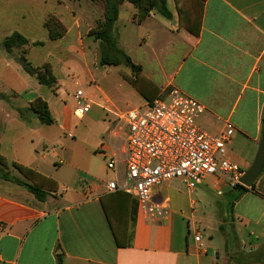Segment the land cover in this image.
<instances>
[{"label":"crops","instance_id":"1","mask_svg":"<svg viewBox=\"0 0 264 264\" xmlns=\"http://www.w3.org/2000/svg\"><path fill=\"white\" fill-rule=\"evenodd\" d=\"M65 1L0 0L1 46L13 32L30 42H43L27 36L39 28L45 30L46 39L57 42L58 52H74L78 47L87 65L92 57L89 48L97 44L89 30L99 16L97 11H80L79 4ZM166 7L169 17L152 9L136 23L132 4L121 3L114 21L118 45L158 87L157 97L174 87L200 102L203 111L199 115L213 131L208 134L226 131L230 125L226 155L244 172L255 158L264 125V0H166ZM49 15L65 27L56 39H49L44 27ZM197 24L198 33L187 29H196ZM86 42L89 45L83 50ZM3 50L0 76L22 79L25 87L11 88L10 93L0 91V96L30 95L21 97L20 104L0 103V156L6 159L11 175L25 180L11 166L17 162L55 179L58 189L39 200L24 187L0 178V264H57L58 252L63 264H264V164L244 192L220 175L210 177L213 189L229 194L231 207L227 214L220 212L207 242L196 226L194 189L180 179L163 181L152 190V199L166 201L169 207L162 221L146 220L137 206L131 219V203L114 202L104 190L105 181L116 176L106 168V159L112 154L123 156L126 130L119 129V117L147 100L123 75L114 90H125L128 95L122 93L119 98L115 91L99 86L84 91L90 105L103 112L104 128L92 135L95 120L87 114L90 108L73 123V103L63 100L57 77L51 100L44 99L39 96L41 84ZM97 60L95 56L90 61L96 64ZM67 65L63 63V67ZM128 70L123 73L130 74ZM131 90L141 101L130 99ZM36 97L46 101L52 124L41 123L26 110ZM20 111H26L28 118ZM64 132L74 145L66 144ZM233 144L236 151L230 148ZM38 147L48 149L46 152L59 159L57 163L67 161L70 167L47 172L43 165L48 157L46 152L37 154ZM177 181L185 185L186 192ZM106 212L117 225L119 240H128L127 245L116 244Z\"/></svg>","mask_w":264,"mask_h":264},{"label":"built area","instance_id":"2","mask_svg":"<svg viewBox=\"0 0 264 264\" xmlns=\"http://www.w3.org/2000/svg\"><path fill=\"white\" fill-rule=\"evenodd\" d=\"M73 97V114L81 117L90 108L89 100L81 88ZM202 111L200 102L174 87L164 96L125 111L117 124L126 130L123 156L107 157L106 168L116 176L105 181V192L129 194L146 220L162 221L169 207L166 201L153 200L152 190L163 181L180 179L194 189L211 174L232 186L238 183L243 171L225 156L232 129L228 125L216 135L201 130L196 118Z\"/></svg>","mask_w":264,"mask_h":264},{"label":"rangeland","instance_id":"3","mask_svg":"<svg viewBox=\"0 0 264 264\" xmlns=\"http://www.w3.org/2000/svg\"><path fill=\"white\" fill-rule=\"evenodd\" d=\"M67 1V0H66ZM65 1V2H66ZM69 1V0H68ZM74 4H79L80 11H97V14L99 18H97L96 23L103 18L104 14V8L105 3L104 0H70ZM69 5V3H67ZM133 6V5H132ZM134 10L137 11V9L133 6ZM76 11V10H75ZM122 11H125L124 9ZM35 22V18L33 20V24ZM46 28V27H45ZM47 30V29H46ZM48 34V32H47ZM27 36L33 39L43 40V45H33L32 42L29 41V51L26 54V57L28 61L33 66H40L44 62H49L52 64L53 67V74L57 77V79L60 82L61 90L64 92L63 94V100H67L68 103H73L74 106V100H73V94L75 91L79 88L83 89L84 91H92L95 89L96 86L101 87L104 90H109L111 92L115 91L114 88H116L117 80L120 81L121 75L123 72H128V67L119 64V65H113V64H105V65H99L98 60L96 61V64H93L92 60L93 58L98 59L99 54V48H98V42L91 43V47L89 48L91 56L87 60V65H84V62L81 59V55L78 53L79 49L78 47L74 49V52L62 50L60 52L55 49V45L57 42L50 41L46 39L45 30L43 29H33L32 31H29L27 33ZM89 44L86 42L84 44L83 50H87V46ZM4 50L3 47L0 44V53L3 54ZM20 48L15 47L13 49L14 55L20 54ZM92 58V59H91ZM62 63V65L60 63ZM63 63L68 64L67 66L63 67ZM35 81V80H34ZM25 87L24 82L22 79L15 78V77H8L4 78L3 76H0V91L5 93H10L11 88H14L15 90H22V88ZM125 88L132 89L130 86L125 84ZM117 96L120 98L121 94H127L125 90H119V92L115 91ZM130 99L136 102L137 99H140L139 96L131 90ZM20 96H7L3 97L0 96V103L5 104H20L21 103V97L24 98L25 95H30L29 93L22 92L19 93ZM52 91L49 87L45 85H40L39 89V96L42 98H49L51 100L52 98ZM128 95V94H127ZM141 101V99H140ZM138 103H136L137 105ZM140 106V105H139ZM87 113V112H86ZM24 115L28 118V114L26 112H23ZM88 115H93V121L94 124L91 126V134L96 135L98 134L103 128L104 124L102 123V114L103 112L99 110L94 104L90 105V110L87 113ZM105 121L108 119L104 116ZM78 119L74 115L72 117V122L76 123ZM196 124L198 127L208 133H213L211 127L209 124L204 120V118L201 115H198L196 118ZM53 127V126H51ZM66 137V144H73L74 142L71 136L68 135V132H64ZM52 135V133L50 134ZM77 138H80L77 136ZM51 140V137L49 138ZM74 145V144H73ZM48 148L51 146V143H49ZM228 146V145H227ZM226 146V148H227ZM4 147V146H3ZM231 150L236 151V146L233 144L230 146ZM258 146H256V149ZM48 150V149H47ZM46 149H41L40 147L36 148L37 154L40 155V152H46ZM3 152H7L6 149H3ZM47 161L46 164L43 165L47 172H58L62 171V169H68L70 166H68V162L64 164H59L58 158L52 157L50 153L46 152ZM228 157L227 155H225ZM70 164V162H69ZM213 175L209 174L208 176L203 179L201 184L196 185L193 191L192 197L196 200L195 205V216H196V226L200 228L201 237L202 240L207 242L209 240V234L213 232V228L217 226V221L220 219V212H224L227 214L228 209L230 208V196L229 194L225 193V190L223 189L221 193H218L217 190L213 189L211 187V179ZM168 181V180H167ZM178 182V187L181 188L183 192H186L185 185L180 182ZM187 236V234H186ZM189 240L193 241V231L191 230L188 234ZM217 240V239H216Z\"/></svg>","mask_w":264,"mask_h":264},{"label":"trees","instance_id":"4","mask_svg":"<svg viewBox=\"0 0 264 264\" xmlns=\"http://www.w3.org/2000/svg\"><path fill=\"white\" fill-rule=\"evenodd\" d=\"M124 1L130 2L137 9V11L133 15V19L136 23L141 22L152 9L157 10L165 17L170 16V12L166 7V0H104L105 8L103 18L89 30V34H91L98 42V64H123L129 67L131 73H123L122 75L124 79H126V81H128L145 100L150 102L158 96V87L143 75L140 65L135 64L131 60L129 55L126 54L118 45L117 33L114 29V21L117 18L119 6ZM200 2L202 3V1ZM44 27H46L47 29L49 39H56L62 36L65 32V27L63 26L61 21L54 15H49L45 19ZM187 29L190 32L196 34L199 30V24L196 25V29L190 28L189 26ZM31 44L43 45V42L35 41ZM2 46L9 54H11L15 58V60L20 64V66L26 73L32 75L40 84L49 87L53 92H55L57 88V79L53 74L52 65L49 62H44L40 66L31 65L26 57V54L29 51V41L25 36H23L19 32H13L3 39ZM15 47L20 48L21 51L17 56L12 53ZM26 110H30L41 123L52 124L54 122V118L49 112L46 101L41 97H36L30 103L28 109ZM23 112L26 111H20L21 114H23ZM11 166L15 168L25 178V180L11 175L8 169V163L2 156H0V178L9 180L24 187L37 199L44 200L47 195L57 191L58 183L55 179L44 176L36 170L17 162H12ZM233 187L239 189L240 192L248 190L247 187L243 186L240 183H235ZM109 194L114 199V202H118L119 204L128 200L129 203H131L130 216L131 219H134L137 202H135L134 199L132 200L131 196L123 191H115ZM229 205L231 207V203ZM107 218L112 229L116 244L118 246L127 245L128 240L123 242L119 240L118 231H116L117 229L115 228V226L117 225H113L109 214H107ZM56 258L57 264H63V257L61 252L56 253Z\"/></svg>","mask_w":264,"mask_h":264},{"label":"water","instance_id":"5","mask_svg":"<svg viewBox=\"0 0 264 264\" xmlns=\"http://www.w3.org/2000/svg\"><path fill=\"white\" fill-rule=\"evenodd\" d=\"M264 164V125L255 158L251 165L238 178V183L245 187H251L253 180L257 177Z\"/></svg>","mask_w":264,"mask_h":264}]
</instances>
